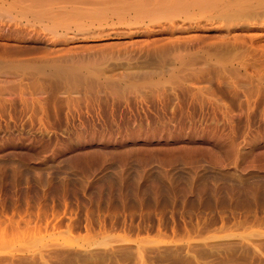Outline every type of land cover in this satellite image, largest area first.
<instances>
[{"label":"rangeland","instance_id":"obj_1","mask_svg":"<svg viewBox=\"0 0 264 264\" xmlns=\"http://www.w3.org/2000/svg\"><path fill=\"white\" fill-rule=\"evenodd\" d=\"M158 1L0 0V264H264V1Z\"/></svg>","mask_w":264,"mask_h":264},{"label":"bare ground","instance_id":"obj_2","mask_svg":"<svg viewBox=\"0 0 264 264\" xmlns=\"http://www.w3.org/2000/svg\"><path fill=\"white\" fill-rule=\"evenodd\" d=\"M143 1H144V0H143ZM159 1H160V3H163V2H162L163 0H162V1L159 0ZM159 1H158V2H159ZM188 1H189V0H173V7H172V5H171V8H167V7L169 6V5H168V6L166 7L167 9H165V11H167V12H169V11H170V12H175L176 9H175V11H174V8H177V9H178V8H180V7H183V9H184V7H185V5H186L185 3H187ZM191 1H192V0H191ZM193 1H194V5L200 7V9L202 8V9L211 10V9L213 8V9H215V10H216V9H220V10H222V7L220 8V7H219V4L221 3V4L223 5L222 2H223L224 0H193ZM193 1H192V2H193ZM226 1H227V3H228V0H226ZM231 1H232V0H231ZM238 1L241 2V3H239V4H238V3L235 4V2L233 3V1H232V4H231V3L229 2V5H230V6L233 5V6H231L232 9H231V11H230V12L232 13L231 16H233V17H234V16L236 17L237 15L243 13L242 11L245 10V9H247V8L254 7V6H255V7H256V6L258 7L259 5H261V4L263 3L264 0H238ZM58 2H59V1H58ZM189 2H190V1H189ZM192 2H190V6H191V3H192ZM29 3H30V1H29ZM29 3H28L27 6H29ZM39 3H40V2H39ZM82 3H83V2H82ZM140 3H141V2H140ZM140 3H139V5H141ZM160 3H159V4H160ZM129 4H130V3H129ZM134 4H137V1H136V3H134ZM145 4H146V2H145ZM145 4L142 2V6H143V7H145V6H144ZM148 4H149V3H148ZM192 4H193V3H192ZM30 5H32V3H31ZM35 5H37V3H35ZM130 5H131V4H130ZM161 5H162V4H161ZM183 5H184V6H183ZM225 5H226V3H225ZM48 6H49V5H48ZM71 6H72V5H71ZM98 6H99V5H98ZM142 6H140V9H138V11H141V12L143 11V13H145L146 11H149V10H146V9L143 10L144 8L141 9ZM130 7H131V6H130ZM132 7L134 8V10L136 9V5H135V6L132 5ZM146 7H147V6H146ZM146 7H145V8H146ZM218 7H219V8H218ZM223 7H224V6H223ZM225 7H226V6H225ZM225 7H224L225 10H223V11H224V12H227L226 9L228 10V6H227V8H225ZM257 7H256V8H257ZM33 8H34V7H33ZM37 8H38V7H37ZM45 8H47V4H46V7H45ZM133 8H132V9H133ZM137 8H139L138 5H137ZM148 8L151 9L150 6L147 7V9H148ZM188 8H189V7H188ZM188 8L185 7V9H188ZM192 8H194V7H192ZM34 9H35V8H34ZM60 9H61V8H60ZM127 9H129V7H128ZM152 9H153V8H152ZM152 9H151V10H152ZM170 9H171V10H170ZM183 9H182V10H183ZM185 9H184V10H185ZM213 9H212V10H213ZM229 9H230V8H229ZM184 10H183V11H184ZM21 11H22V10H21ZM71 11H73V10H70V13H69V14H71ZM75 11H76V10H75ZM77 11H78V9H77ZM80 11H81V10H80ZM82 11H83V10H82ZM135 11H136V10H135ZM144 11H145V12H144ZM223 11H221V12H223ZM1 12H2V11H1ZM52 12H53V11H52ZM85 12H86V11H85ZM94 12H95V11H94ZM136 12H137V11H136ZM179 12H180V11H179ZM201 12H202V11H201ZM228 12H229V11H228ZM228 12H227V13H228ZM230 12H229L228 14H230ZM42 13H43V12H42ZM73 13H74V12H73ZM99 13H100V11H99ZM139 13H140V12H139ZM139 13H137V14H139ZM143 13H142V14H143ZM163 13H164V10H163ZM76 14H78V13L76 12ZM86 14H87V13H86ZM140 14H141V13H140ZM147 14H148V13H147ZM49 15H50V14H49ZM67 15H68V14H67ZM80 15H81V14H80ZM95 15H96V14H95ZM85 16H86V15H85ZM85 16H84V17H85ZM52 17H53V16H52ZM66 17H67V16H66ZM72 17H73V16H72ZM76 17H77V16H76ZM79 18H83V13H82V16H80ZM47 19H48V18H47ZM63 20H64V19H63ZM68 21H69V19L67 20V22H68ZM71 21H72V20H71ZM73 21H74V19H73ZM50 31H51V30H50ZM111 56H112V55H111ZM162 60H163V59H162ZM15 64H16V63H15ZM94 66H95V65H94ZM66 68H67V67H66ZM58 69H59L60 72H61V68H58ZM59 70H58V71H59ZM154 72H155V71H154ZM66 73L69 74V76H70V75H75L74 71L71 70V69L67 70ZM60 76H61V75H60ZM66 77L69 78L67 75H66ZM70 77H72V76H70ZM221 77H222V75H221ZM72 78H73V77H72ZM72 78H70V79H72ZM80 78H81V77H80ZM140 78H141V77H140ZM73 79H74V78H73ZM241 79H242V78H241ZM157 81H158V80H157ZM15 82H16V81H15Z\"/></svg>","mask_w":264,"mask_h":264}]
</instances>
